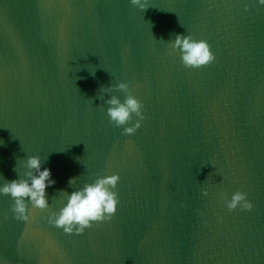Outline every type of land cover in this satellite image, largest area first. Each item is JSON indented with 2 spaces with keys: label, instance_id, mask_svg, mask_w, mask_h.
Wrapping results in <instances>:
<instances>
[{
  "label": "water",
  "instance_id": "1",
  "mask_svg": "<svg viewBox=\"0 0 264 264\" xmlns=\"http://www.w3.org/2000/svg\"><path fill=\"white\" fill-rule=\"evenodd\" d=\"M146 6L0 0V176L44 158L49 210L60 190L119 177L115 214L78 235L49 225L47 210L15 220L0 196V264H264V5ZM176 33L205 40L214 60L183 67L166 44ZM117 82L143 105L132 135L104 114L98 89ZM237 190L250 211L224 207L219 194Z\"/></svg>",
  "mask_w": 264,
  "mask_h": 264
},
{
  "label": "clouds",
  "instance_id": "2",
  "mask_svg": "<svg viewBox=\"0 0 264 264\" xmlns=\"http://www.w3.org/2000/svg\"><path fill=\"white\" fill-rule=\"evenodd\" d=\"M256 2L264 5V0ZM129 3L139 11L147 8L146 0H129ZM247 8L245 4V11ZM166 44L173 52L179 54L180 63L185 68L196 69L214 60L208 43L203 39H194L190 34L176 33ZM98 91L101 95L109 93L108 98L103 100L104 114L109 123L120 128L122 135L134 134L144 119L143 105L132 94L128 82L110 84ZM115 92L122 93L123 99L112 94ZM43 163L44 158L41 156L28 155L16 161L13 169L16 173L14 179L0 176V196L10 199L13 219L27 224L32 210H47L46 222L49 225L61 229L64 234L78 235L94 223H106L112 218L118 204V194L114 190L119 179L117 174L97 175L91 182L83 183L70 192L60 190L65 196L62 205L56 210H49L46 189L51 187L55 180L51 177L50 169L42 167ZM67 183L74 185L77 180L71 177ZM200 194L202 197L208 196L205 189H202ZM219 198L229 212L237 207L245 212L252 209V203L246 198V193L239 190L232 192L230 197L221 192Z\"/></svg>",
  "mask_w": 264,
  "mask_h": 264
}]
</instances>
